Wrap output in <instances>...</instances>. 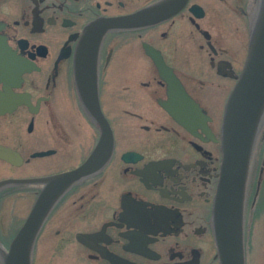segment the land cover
I'll use <instances>...</instances> for the list:
<instances>
[{
    "label": "flooded vegetation",
    "instance_id": "af4514ba",
    "mask_svg": "<svg viewBox=\"0 0 264 264\" xmlns=\"http://www.w3.org/2000/svg\"><path fill=\"white\" fill-rule=\"evenodd\" d=\"M258 3L0 0V264L34 211L30 264H223V114ZM111 19L120 24L96 25ZM88 30L91 46L103 33L93 55H78ZM78 74L97 77L112 149L92 172L53 183L102 132ZM173 80L194 105L168 93ZM241 219L244 264H264V117Z\"/></svg>",
    "mask_w": 264,
    "mask_h": 264
},
{
    "label": "water",
    "instance_id": "95a60500",
    "mask_svg": "<svg viewBox=\"0 0 264 264\" xmlns=\"http://www.w3.org/2000/svg\"><path fill=\"white\" fill-rule=\"evenodd\" d=\"M119 20L111 19L97 22L96 25L102 29L116 27ZM91 46L92 31L88 30L85 41L86 47L78 55H93L88 51L95 50L100 41ZM84 44V43H83ZM84 50L86 51L84 54ZM82 63V62H81ZM81 63H77L81 65ZM85 66L90 65L89 60L83 62ZM95 66V65H94ZM77 88L79 95L86 108L101 125L99 142L90 158L81 166L65 174L56 177V181L77 180L81 176L93 171L95 165L101 159V154L112 149V132L109 126L104 124L98 102L97 77L77 75ZM174 89L168 91L174 96V90L179 88L183 99L188 104L194 105V101L186 95L178 81H170ZM176 91V90H175ZM186 95V96H185ZM162 105L170 112L177 114L168 103ZM176 107V106H175ZM264 117V0H259L258 7L251 23L248 53L243 70L233 86L225 104L222 122V162L220 166V177L218 182V193L216 197L214 220L216 226V237L219 243L220 254L223 264H244L242 249V203L248 172V165L252 149L258 136ZM51 184V183H50ZM40 205L37 206V208ZM35 220V211L30 217L29 223L22 228L13 239L7 252H2L3 264H30V246L33 242L29 236L28 225ZM234 227V229H233Z\"/></svg>",
    "mask_w": 264,
    "mask_h": 264
}]
</instances>
